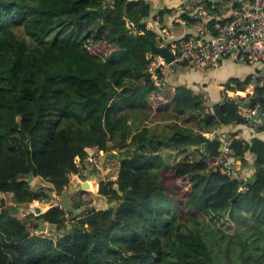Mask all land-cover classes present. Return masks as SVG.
I'll return each mask as SVG.
<instances>
[{
    "label": "trees",
    "instance_id": "16d2710c",
    "mask_svg": "<svg viewBox=\"0 0 264 264\" xmlns=\"http://www.w3.org/2000/svg\"><path fill=\"white\" fill-rule=\"evenodd\" d=\"M196 3L182 16L197 31L231 17L207 21L195 16ZM150 11L146 0H0V192L15 203L0 199V264H264V138L221 130L231 138L227 153L199 148L209 127L249 122L244 106L264 108L253 98L264 88L210 101L189 85H156L146 71L157 34L146 25ZM177 58L172 66L187 64ZM259 79L232 77L225 87L241 91ZM170 111L185 112L186 123L161 133ZM116 146L125 150L107 163L112 174L97 191L110 206H85L89 189L77 191L78 213L50 201L68 189L87 147ZM190 146L193 159L167 163L162 154ZM249 154L247 177L236 164L247 166ZM31 173L52 185L34 188ZM41 199L45 209L16 214V204Z\"/></svg>",
    "mask_w": 264,
    "mask_h": 264
},
{
    "label": "crops",
    "instance_id": "0c3cea01",
    "mask_svg": "<svg viewBox=\"0 0 264 264\" xmlns=\"http://www.w3.org/2000/svg\"><path fill=\"white\" fill-rule=\"evenodd\" d=\"M146 1L150 5V9H151L150 12L152 15L150 18H148V20L146 19V21L147 22H154L155 25H154L153 30H155L157 32V34H161L164 37L166 36V38H168V39H170V38L171 39H178V38L183 37L185 34H191V33H195L197 31V29L193 27L194 25H192V26L188 25L182 16V13H183L182 8L187 4L188 5H190V3L192 4L193 2H194V4H197L196 0H146ZM199 1L205 5L204 7H206L205 19L208 21L212 18H215L217 21V20L222 19V18H228L230 15H232L234 10L238 6L237 3L239 0H199ZM161 9H171V10L166 11L162 15L157 14V12ZM156 15L160 16L159 20L155 19ZM217 24H215L214 26H210V27L208 26L210 28V31L205 30V28H208V27L204 24V26L201 27L200 31H197V35L201 36L204 39L210 38L213 35V33L215 32ZM155 43H156V39H155ZM172 67H173L172 73H170V75L168 76L167 81H170L173 83L189 85L192 88H196V89L203 87L207 96H209L210 101L221 100L224 97V94L226 92H228L229 90L236 91L240 95H242L241 93L253 94L255 86H256V82H254L255 79L253 82L248 84L244 90H241V91L234 89L235 84L233 82L230 83V85H231L230 89L225 87V83L232 77L244 78L245 76H247L249 74H251L254 77V76L261 75L264 72V63L261 61H255L253 63H242V62L234 61L232 57H225L224 59H222L221 63L214 68H203V67H197V66H193V65H189V64H185V65H179L178 64V65H176V63ZM176 121L186 123L185 122L186 121L185 112L181 113V112H177V111H170V112L164 113L163 114V120H160L158 122V130L161 133H163V131L168 132L169 127H167V126L173 122H176ZM190 123L192 125H194L195 127H197L194 123H192V122H190ZM254 123H256L257 125H260V124L262 125V124H264V119H262L261 121H258V122L249 121V122L240 123V124L231 123L228 125H222L219 123V124H216L214 126L209 127L206 131H204V133L211 132L214 130H216V131L224 130V131L230 132V131H234L236 129H239L242 131V133L246 139H250L253 136H259L261 138H264V130L257 131L255 129V126H257V125ZM224 131H221V132H224ZM194 148H195V146H190L187 148L188 152H185V151L184 152H178L173 147H166V148L162 149V151L167 150L166 151L167 153L168 152L174 153L176 156L182 155L185 157L186 155H190V154L194 153V151H193ZM94 149H95L94 147H87L86 148L87 157L82 163L79 164V172H78V176H77V179H79V181L76 180V182L78 183V185L79 184L82 185V183L84 181L89 180L88 181L89 186L85 189H89L95 193L94 186H98V182L100 180L99 176L103 174V176L107 177V176L111 175L112 173L110 172V170L107 169L108 170L107 172H109L107 174V172L105 171L106 165H103L102 161L100 159H96L94 161L89 160L90 154L94 151ZM188 153H190V154H188ZM248 158H249V163H248L249 166L248 167L242 165V163L236 164L241 169L243 167L245 169L246 173L248 171H251V167H253L252 161L250 160L253 158L251 156V154L248 155ZM247 168H248V171H246ZM80 174H81V176H79ZM248 174L249 175L247 177L250 176L249 172H248ZM33 178L39 179L41 177L40 176H34ZM71 182H72V180L70 181V183ZM77 183L74 182L72 184V187L74 189L73 190L74 193H76V195H77V196L75 195V197L78 198L80 194H78L77 191L80 189H84V188H82V187L78 188ZM42 185L51 186L52 184L48 181L46 182V180H45V183L42 182ZM7 194H9L10 198L12 197L11 193H7ZM52 196H54V197L51 200L57 199V196H55L53 194H52ZM82 198L84 200L88 201V203L85 204L87 206L89 204L93 203V201H95V200H93V201L91 200L92 199L91 195L88 193H83ZM72 202H74V200H72ZM7 203L15 204L13 202L12 198L10 200H8ZM111 204L112 203H110V204L108 203L107 206H110ZM36 205H40L42 207V209H45L47 206V203L39 200L37 202H32V203H28V204H25V203L16 204V207H17V210L19 211V213H21V211H22V214L25 215V214H28L29 212H31L32 210H34V207ZM96 208H98V207H96ZM99 208H101V207H99ZM16 214L19 217L23 216L22 214H18V213H16ZM47 229L54 231L55 225L49 224V225H47Z\"/></svg>",
    "mask_w": 264,
    "mask_h": 264
},
{
    "label": "built area",
    "instance_id": "2783aa9c",
    "mask_svg": "<svg viewBox=\"0 0 264 264\" xmlns=\"http://www.w3.org/2000/svg\"><path fill=\"white\" fill-rule=\"evenodd\" d=\"M104 3L109 7L113 6V0H104ZM204 6V4L199 6L195 16L201 15L205 19ZM195 7L193 4L187 6V8ZM155 19L159 20L160 16L156 15ZM146 25L148 28L153 29L155 24L154 22H147ZM205 30L210 31L209 28H205ZM162 37L164 36L156 34V44L161 47L167 46L175 54V61L178 59V53L179 57L185 59L189 65L214 68L225 57H232L234 61L242 63H253L255 61L264 63V0H241L229 20L218 24L210 38L188 36L171 40V38L165 37L166 39H163ZM167 41H171L170 46L167 45ZM146 54L148 56L146 71L151 74L156 85L165 84L170 72H172V62H167L161 55L153 51H147ZM256 85L264 88V72L260 75L259 81H256ZM199 92L204 94V98L208 99L203 87L199 88ZM225 95L233 99H238L240 96L239 93L232 90L226 92ZM244 115L249 121H261L264 119V108L260 104L252 107L245 105ZM218 132L216 130L207 132L205 133L206 138L208 140L217 138ZM221 135L225 139L219 144V150L225 154L228 152L231 138L223 132ZM199 148L201 151H205L202 144L199 145ZM109 151L113 152L112 149L107 151L94 149L89 160L100 159L107 164L113 157V154ZM219 162L222 163L220 169L223 172L231 174L234 171L222 156L219 158ZM78 172L71 173V176L77 177ZM40 201L44 202L45 200L41 199Z\"/></svg>",
    "mask_w": 264,
    "mask_h": 264
},
{
    "label": "rangeland",
    "instance_id": "374dc122",
    "mask_svg": "<svg viewBox=\"0 0 264 264\" xmlns=\"http://www.w3.org/2000/svg\"><path fill=\"white\" fill-rule=\"evenodd\" d=\"M150 124L151 125H153V121H150ZM112 149V151L113 152H110V153H112L113 154V156H117V155H120V154H122L123 153V151L125 150L124 149V147H121V146H116V147H112L111 148ZM167 150H163L162 152V154L164 155V157L166 158V161H167V163H173L174 161H176V160H180V159H182L184 156H176L174 153H167L166 152ZM185 152H188V151H185ZM192 152V151H191ZM195 153V152H194ZM194 153H192V154H190V153H188V154H190V155H188L189 157H192V158H194ZM188 156H186V157H188ZM102 164L103 165H106L107 166V164L106 163H104V162H102ZM105 166V171L107 172L109 169H108V167H106ZM247 167H248V165H247ZM108 169V170H107ZM105 172V173H106ZM109 172H107V174H108ZM112 173V172H111ZM110 176V175H109ZM109 176H103V174L102 175H100L99 176V178H100V180H99V182H98V186H94V191H95V193L93 192V195H92V201L93 200H95V201H93V203H91V204H89L88 206L89 207H94V208H96V207H107V205H108V203L110 204V203H112L107 197H104V196H102V195H100V194H98L97 193V191H98V187H99V183L101 182V181H105ZM102 179V180H101ZM72 180V182L70 183L69 182V184H68V189H70V190H74L73 189V187H72V184L75 182V183H77L76 182V180L77 181H79V179H77V177H73V176H70V181ZM89 181V180H88ZM42 182H44L45 183V180H43L42 178H39V179H36V178H32V180H31V185L34 187V188H37L38 186H40V185H42ZM47 182V181H46ZM39 183V184H38ZM77 185H78V183H77ZM80 187H82V185H78V188H80ZM71 191V194H70V202L72 203V200H74V202L75 201H77L78 200V198L77 197H75V195H76V193H74V191L72 192ZM53 195H55V196H57V199L56 200H51L54 196H52L51 197V199H50V201H60V195H58V194H56V192H54V191H52L51 192ZM77 196V195H76ZM1 198H4L5 200H6V202L8 201V200H10L11 198L13 199V197H11L10 198V196H9V194H7V193H2V192H0V199ZM94 198V199H93ZM49 201V202H50ZM110 201V202H109ZM44 202H46V203H48L47 201H44ZM85 206H87V205H85ZM81 210L84 208L83 206L82 207H79ZM17 213L18 214H22V211H21V213H19V211L17 210ZM23 215V214H22ZM53 231V230H52ZM48 232H49V234H52L51 233V230H49L48 229Z\"/></svg>",
    "mask_w": 264,
    "mask_h": 264
},
{
    "label": "water",
    "instance_id": "95a60500",
    "mask_svg": "<svg viewBox=\"0 0 264 264\" xmlns=\"http://www.w3.org/2000/svg\"><path fill=\"white\" fill-rule=\"evenodd\" d=\"M149 49L155 53H158L161 55L167 62H173L175 60V54L167 47V46H158L154 40L150 42ZM253 98L257 101H264V95L256 94L253 96ZM219 140L217 138H213L211 140L205 139V143L203 146L206 149L205 155H215L218 152L219 147ZM129 154V153H127ZM34 177V174L31 173L28 181L31 182L32 178ZM88 181H84L82 183V188H87ZM70 189H66L61 195H60V207L66 211H73L75 213H78L81 211L80 208H74L72 206V203L70 202ZM73 192V191H72ZM34 210L36 213L40 212L42 210V207L40 205H36L34 207Z\"/></svg>",
    "mask_w": 264,
    "mask_h": 264
}]
</instances>
